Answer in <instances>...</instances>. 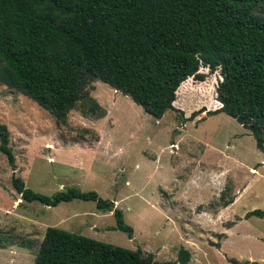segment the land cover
I'll list each match as a JSON object with an SVG mask.
<instances>
[{"label": "rangeland", "instance_id": "obj_1", "mask_svg": "<svg viewBox=\"0 0 264 264\" xmlns=\"http://www.w3.org/2000/svg\"><path fill=\"white\" fill-rule=\"evenodd\" d=\"M199 72L203 81L191 77L176 94L180 111L160 119L98 80L89 92L101 110L77 106L59 123L0 83V123L14 157L12 166L0 152V264H34L48 226L159 261L175 260L185 248L188 264H264V216L246 217L264 211V149L234 118L207 114L219 106L221 77L207 67ZM12 175L45 195L71 186L97 192L123 211L132 236L115 227L113 211L90 200L22 201Z\"/></svg>", "mask_w": 264, "mask_h": 264}, {"label": "trees", "instance_id": "obj_2", "mask_svg": "<svg viewBox=\"0 0 264 264\" xmlns=\"http://www.w3.org/2000/svg\"><path fill=\"white\" fill-rule=\"evenodd\" d=\"M200 67L219 70L221 77L215 88L220 107L207 114L234 118L263 150L264 0H0V83L59 123L77 106L84 113L100 109L89 92L98 80L160 119L167 110L180 111L173 103H179L176 94L191 77L204 80ZM8 143L9 130L0 123V152L13 166ZM11 183L28 203L93 201L98 210L113 211L115 227L132 236L123 211L93 190L71 186L45 195L19 176L12 175ZM248 215L261 217L264 211ZM190 259L185 248L175 260L159 261L141 249L48 226L34 264H188Z\"/></svg>", "mask_w": 264, "mask_h": 264}, {"label": "crops", "instance_id": "obj_3", "mask_svg": "<svg viewBox=\"0 0 264 264\" xmlns=\"http://www.w3.org/2000/svg\"><path fill=\"white\" fill-rule=\"evenodd\" d=\"M218 107H220V104H219V106H218ZM232 202H233V201H232ZM232 202H231V203H232ZM231 203H229V204H231ZM229 204H228V205H229ZM228 205H226V206H228Z\"/></svg>", "mask_w": 264, "mask_h": 264}]
</instances>
